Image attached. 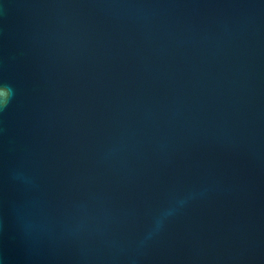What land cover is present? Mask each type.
Listing matches in <instances>:
<instances>
[{"label": "water", "instance_id": "1", "mask_svg": "<svg viewBox=\"0 0 264 264\" xmlns=\"http://www.w3.org/2000/svg\"><path fill=\"white\" fill-rule=\"evenodd\" d=\"M0 264H264V0H0Z\"/></svg>", "mask_w": 264, "mask_h": 264}, {"label": "clouds", "instance_id": "2", "mask_svg": "<svg viewBox=\"0 0 264 264\" xmlns=\"http://www.w3.org/2000/svg\"><path fill=\"white\" fill-rule=\"evenodd\" d=\"M12 95V90L10 87L5 86L4 88H0V98L3 99V106L7 107V103Z\"/></svg>", "mask_w": 264, "mask_h": 264}]
</instances>
